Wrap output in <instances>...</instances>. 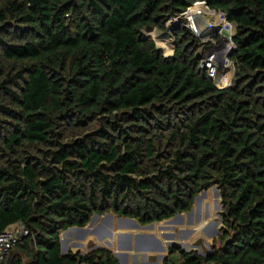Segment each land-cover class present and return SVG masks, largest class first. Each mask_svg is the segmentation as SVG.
Segmentation results:
<instances>
[{
  "label": "trees",
  "instance_id": "16d2710c",
  "mask_svg": "<svg viewBox=\"0 0 264 264\" xmlns=\"http://www.w3.org/2000/svg\"><path fill=\"white\" fill-rule=\"evenodd\" d=\"M196 1L0 0V232L28 230L12 264H119L62 255L60 233L94 215L160 223L212 186L210 252L172 246L162 264H264V0H203L235 26L227 88L183 26L171 56L144 34Z\"/></svg>",
  "mask_w": 264,
  "mask_h": 264
},
{
  "label": "rangeland",
  "instance_id": "374dc122",
  "mask_svg": "<svg viewBox=\"0 0 264 264\" xmlns=\"http://www.w3.org/2000/svg\"><path fill=\"white\" fill-rule=\"evenodd\" d=\"M197 11H201V7L197 6ZM206 15L212 17V20H210L212 24H216L217 22L219 23V17L215 16L214 13H209L204 10V16ZM151 33H152L151 31L144 32L146 36H150L152 38V36L150 35ZM160 35L162 34H159L157 36L155 35L154 39L161 48L165 49L166 41L163 40V36L160 38L159 37ZM157 44L156 46L158 47ZM171 47H173L172 50H174L175 48L174 41H173V45L170 46L169 48L171 49ZM162 52L164 51L162 50ZM167 52H169V50ZM219 73L223 74L224 72L220 70ZM217 191L218 189L215 186H212L208 190L200 193L199 197L195 199L192 210L188 213H183L172 219L160 223H154L153 226H151L152 224H148L144 226L138 224L140 228L147 227L146 230L153 231L155 234L162 233L163 235L162 238H165L166 237L165 235L172 236L173 239L172 243L175 245L171 244L168 247L162 242V240L159 241L160 244L156 243L154 245L157 251L156 256H160L163 261L167 256L164 253H167L168 249L171 248L172 246H177L183 249L184 251H196L198 254H203V255L208 254L210 252L211 242L219 234L220 220H221L220 213L222 211V207L220 203L219 192ZM95 222H100L102 224L108 222V224L110 223V225H113L114 228L118 230H123L126 229L127 227V224L121 220H115L114 221L115 224L114 223L112 224L111 219L110 220L101 219V221L100 219H98L97 221H94L92 225H90L89 223L86 226H84L83 227L85 228L84 231L69 230L66 232H61L59 237H60V243L62 245V249L64 250L65 248H68L69 251L73 253L79 250V248L84 247V249H86L87 242L91 239L90 237H86V235H96ZM81 236L86 237L85 238L86 242L83 243L84 246L81 245L83 242L82 240L84 239V238L82 239ZM66 239L70 240V242L66 243L65 242ZM199 242H202L203 246L206 247V252L202 250L200 245H198ZM72 243H74L75 245L73 246ZM137 257L139 258V255H137ZM178 258H179L178 253H174L170 255L169 260L174 262Z\"/></svg>",
  "mask_w": 264,
  "mask_h": 264
},
{
  "label": "built area",
  "instance_id": "2783aa9c",
  "mask_svg": "<svg viewBox=\"0 0 264 264\" xmlns=\"http://www.w3.org/2000/svg\"><path fill=\"white\" fill-rule=\"evenodd\" d=\"M197 5L201 7V11L190 13L191 9ZM204 10L218 16L219 23L212 24L210 22L212 17L204 16ZM178 25L189 30L198 41V51L201 54L199 66L206 71L207 78L218 88L230 87L235 72L234 64L229 57V54L235 50L233 43L235 26L228 21L226 14L210 9L203 0L196 1L174 18L168 27L167 32L173 41L171 31ZM172 54L173 50L169 56ZM163 55L167 56L164 52ZM220 70L224 73L220 74ZM27 236L28 230L21 221L0 232V264H5L7 256L22 245V241Z\"/></svg>",
  "mask_w": 264,
  "mask_h": 264
},
{
  "label": "crops",
  "instance_id": "0c3cea01",
  "mask_svg": "<svg viewBox=\"0 0 264 264\" xmlns=\"http://www.w3.org/2000/svg\"><path fill=\"white\" fill-rule=\"evenodd\" d=\"M98 219L102 220H112V224L115 220H121L127 224L126 229L118 230L115 229L113 225L108 224V222L100 223L95 222L96 228L95 232L96 235H86V237H90L91 239L87 242V248H79L82 254L87 253L88 251L92 250L93 248H105L109 249L113 252L115 257L118 259L119 264H162V258L160 256H156V249L154 245L156 243L160 244V240L167 245L168 247L173 244L172 236L165 235V238H162L163 235L155 234L153 231H148L146 228H140L138 223L132 219L120 218L114 214H105L101 216H95L94 219L89 222L90 225L94 221ZM88 223V224H89ZM115 224V223H114ZM153 226V224L151 225ZM150 226V227H151ZM85 228L82 230H78L75 228H70L69 230H78L84 231ZM66 232V231H65ZM165 233V232H164ZM82 237V246H84L85 236ZM66 243L70 242V240L66 239ZM61 244V243H60ZM70 245V244H69ZM74 246L75 244L72 243ZM175 245V244H173ZM167 247V248H168ZM69 251L68 248L62 249L61 245V254L65 255ZM16 252V251H15ZM14 252V253H15ZM76 252V251H75ZM167 255V253H164ZM139 255V258L137 257Z\"/></svg>",
  "mask_w": 264,
  "mask_h": 264
},
{
  "label": "bare ground",
  "instance_id": "6f19581e",
  "mask_svg": "<svg viewBox=\"0 0 264 264\" xmlns=\"http://www.w3.org/2000/svg\"><path fill=\"white\" fill-rule=\"evenodd\" d=\"M198 6V5H197ZM197 6H195V7H193L192 9H191V12L190 13H192V12H197ZM151 30H154V32H156L154 35H153V33H151L150 35L152 36V39L154 40V42H156L155 41V39H154V37H155V35L157 36V35H159V34H162V35H160L159 37L161 38L162 36H163V40L164 41H166L165 43V49L164 48H161L158 44H157V42H156V44L158 45V47L160 48V49H162L163 51H164V53L167 55V56H169L170 54H171V52H172V49H173V47H171V49L169 48L170 46H172L173 45V40H172V38H171V36H170V34L168 33V32H165V34L164 33H160L159 31H157L156 29H154V28H152V29H149V30H145V32H148V31H151ZM159 33V34H158ZM169 50V52H167ZM171 51V52H170Z\"/></svg>",
  "mask_w": 264,
  "mask_h": 264
},
{
  "label": "water",
  "instance_id": "95a60500",
  "mask_svg": "<svg viewBox=\"0 0 264 264\" xmlns=\"http://www.w3.org/2000/svg\"><path fill=\"white\" fill-rule=\"evenodd\" d=\"M152 40H153V39H152ZM153 41H154V40H153ZM232 53H233V52H231V53L229 54V57L232 55ZM217 192H218V191H217ZM198 197H199V196H198ZM198 197H197V198H198ZM95 216H96V215H94V216L91 218V221L94 219ZM177 216H178V215H177ZM91 221H90V222H91ZM74 228H75V229H78V230H82V228H76V227H74ZM198 245H200L201 248H202V250L206 252V247L203 246L202 242H199ZM62 255H63V254H62ZM13 257H14V254H13V253L9 254V255L7 256V258H6L5 264H12Z\"/></svg>",
  "mask_w": 264,
  "mask_h": 264
}]
</instances>
